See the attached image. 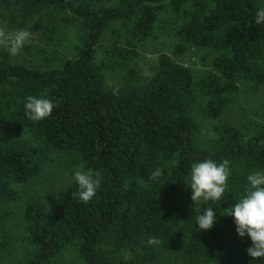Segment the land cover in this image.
<instances>
[{
	"label": "trees",
	"instance_id": "1",
	"mask_svg": "<svg viewBox=\"0 0 264 264\" xmlns=\"http://www.w3.org/2000/svg\"><path fill=\"white\" fill-rule=\"evenodd\" d=\"M18 2L25 15L52 9L53 29L41 20L32 29L50 36L70 30L74 42L70 57L54 53L41 65L14 61L0 46V255L23 243L30 247L27 264H61L66 248L84 264H120L122 251L129 264H264L248 255L250 239L237 235L226 214L249 189L247 175L264 170V113L246 130L222 119L241 81L264 87V24L254 23L264 0ZM162 13L174 21V54L191 45L218 52L210 71L195 79L161 53L153 75L141 80L132 62ZM115 24L127 41L104 46L98 58L96 46ZM108 67L123 70L117 85H107ZM29 95L52 99V115L28 119ZM199 113L214 134L207 147L196 143ZM57 151L78 154L83 169L99 174L95 196L82 202L72 180L52 205L27 203L24 230H10L16 185L35 178ZM203 159L229 162L222 201L190 202L191 165ZM157 168L162 175L153 180ZM207 207L218 219L198 231L196 217ZM150 237L159 243L148 244Z\"/></svg>",
	"mask_w": 264,
	"mask_h": 264
},
{
	"label": "rangeland",
	"instance_id": "2",
	"mask_svg": "<svg viewBox=\"0 0 264 264\" xmlns=\"http://www.w3.org/2000/svg\"><path fill=\"white\" fill-rule=\"evenodd\" d=\"M55 13L49 7H42L35 15H28L21 12L18 0L0 1V31L4 33L15 32L26 29L30 32V43L24 45L19 53L13 57L14 61L24 63L45 64L46 58H50L57 53L61 58L70 57L73 52L74 36L70 30L63 32V28L55 30L51 34H41L40 31L32 29V24L36 20H41L49 30L53 29L55 23ZM113 31H107L96 46L98 58L104 57V46L111 43L123 45L127 41L128 34L119 25H113ZM50 36V37H49ZM174 34V21L170 13H162L153 32V36L142 42L137 48V56L133 60L141 80L150 78L156 67L157 58L161 53L168 54L172 60L189 67L195 79L210 71L211 59L218 55L217 51H204L199 47L191 45L186 52L176 55L172 52V47L176 43ZM123 70L120 68L108 67L105 70L107 85H117L122 76ZM264 113V87L253 86L250 83L241 81L239 91L235 99L225 109L222 119L237 126L241 130H246L259 123ZM199 132L196 143L198 146L207 147L214 138L210 122L200 113L197 115ZM92 171L82 168L78 154L74 152H53L50 159L43 166L40 173L30 181L16 185L18 200L13 204V217L9 223L12 231L21 233L24 230V219L22 211L24 206L33 200H41L47 205H52L57 193L74 180V171ZM93 173H96L92 171ZM190 202H194L191 199ZM30 247L23 243L11 245L2 255L0 264H27ZM131 258L127 252H120L116 255V261L120 264H129ZM61 264H84L78 258L73 248H66L60 255Z\"/></svg>",
	"mask_w": 264,
	"mask_h": 264
},
{
	"label": "clouds",
	"instance_id": "3",
	"mask_svg": "<svg viewBox=\"0 0 264 264\" xmlns=\"http://www.w3.org/2000/svg\"><path fill=\"white\" fill-rule=\"evenodd\" d=\"M254 23L264 24V7L258 8ZM30 32L20 29L15 32L0 31V46L7 49L9 55L15 56L20 49L30 43ZM56 103L47 97L29 95L24 104L25 115L32 121H43L52 115ZM162 175L160 168L151 173L150 178L157 180ZM230 167L228 161L217 162L213 159H203L192 163L190 170L191 199L194 203L204 201H222L228 187ZM74 180L79 189V199L88 203L95 196L100 186V176L92 171H74ZM249 189L234 205L228 207L226 214L233 217L235 230L240 238L248 237L251 245L247 253L253 260L264 261V170L251 172L246 177ZM217 213L211 207L196 217L199 230H208L217 221ZM148 244H158L159 240L150 237Z\"/></svg>",
	"mask_w": 264,
	"mask_h": 264
}]
</instances>
